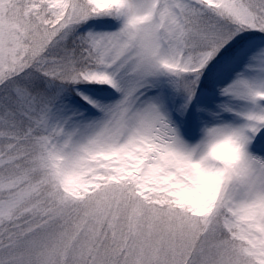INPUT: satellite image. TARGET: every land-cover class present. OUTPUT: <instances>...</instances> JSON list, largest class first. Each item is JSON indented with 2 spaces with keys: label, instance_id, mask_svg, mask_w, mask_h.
<instances>
[{
  "label": "snow or ice",
  "instance_id": "6c2138e0",
  "mask_svg": "<svg viewBox=\"0 0 264 264\" xmlns=\"http://www.w3.org/2000/svg\"><path fill=\"white\" fill-rule=\"evenodd\" d=\"M0 264H264V0H0Z\"/></svg>",
  "mask_w": 264,
  "mask_h": 264
}]
</instances>
